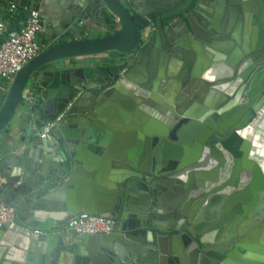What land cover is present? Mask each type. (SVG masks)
<instances>
[{
    "label": "water",
    "instance_id": "obj_1",
    "mask_svg": "<svg viewBox=\"0 0 264 264\" xmlns=\"http://www.w3.org/2000/svg\"><path fill=\"white\" fill-rule=\"evenodd\" d=\"M66 28L107 34L45 47L0 103V196L29 229L0 228V264H264V226L212 250L264 215V0H89ZM81 213L117 222L67 230Z\"/></svg>",
    "mask_w": 264,
    "mask_h": 264
},
{
    "label": "built area",
    "instance_id": "obj_2",
    "mask_svg": "<svg viewBox=\"0 0 264 264\" xmlns=\"http://www.w3.org/2000/svg\"><path fill=\"white\" fill-rule=\"evenodd\" d=\"M36 0H11L7 5L10 13L20 9L26 13L25 20L19 29H10L0 21V34L5 36L0 40V79L11 80L31 59L41 51L40 34L44 32L40 10L33 5ZM61 113L55 121L47 122L39 132L42 138L50 136L63 118ZM17 208L8 205L0 199V228L16 229ZM115 219L98 214L81 213L71 218L65 225L67 230L79 234L104 235L113 230ZM21 230H29L21 227ZM35 234L43 231L34 229Z\"/></svg>",
    "mask_w": 264,
    "mask_h": 264
},
{
    "label": "crops",
    "instance_id": "obj_3",
    "mask_svg": "<svg viewBox=\"0 0 264 264\" xmlns=\"http://www.w3.org/2000/svg\"><path fill=\"white\" fill-rule=\"evenodd\" d=\"M11 0H8L5 4H0V21L5 22L8 27L11 26L12 29H19L25 17H18L17 12L10 13L7 10V5ZM89 0H36L33 2V5L40 10L43 20L44 32L40 34L39 41L41 44V51L54 43L62 42L65 40H73V39H83V38H96L105 36L107 33L103 32L102 30L94 29L92 32L88 33V36L85 34V31H79V33H71L68 32L66 28V24L69 21L70 16L74 15L77 11V8L80 6L87 7ZM14 17V18H13ZM18 17V18H17ZM18 20V21H17ZM112 28H115L113 26ZM1 36V34H0ZM44 43V44H43ZM14 78V77H13ZM11 80H4L0 79V103L4 100L6 96L7 89L12 82ZM3 88V90L1 89ZM6 88V89H5ZM5 89V90H4ZM73 130V129H69ZM71 132V131H70ZM73 132V131H72ZM23 148L19 149L18 152H21ZM2 181V180H1ZM0 181V182H1ZM3 182V181H2ZM9 194L12 196L10 199V203H6L7 196ZM0 199L8 205H12L17 207L19 204L20 199L11 191L7 189L4 190ZM117 222V219H115ZM9 231H12L8 229ZM13 236L16 240L19 237H22L23 230L13 229ZM32 236L34 238L39 237L38 234H35L33 230H31Z\"/></svg>",
    "mask_w": 264,
    "mask_h": 264
},
{
    "label": "flooded vegetation",
    "instance_id": "obj_4",
    "mask_svg": "<svg viewBox=\"0 0 264 264\" xmlns=\"http://www.w3.org/2000/svg\"><path fill=\"white\" fill-rule=\"evenodd\" d=\"M239 1V0H238ZM260 5V3H258ZM228 25L224 26V32H222L223 38H226L229 40V34H228V26L230 25V31L231 34L233 32H238L243 38L248 34L250 37V43H251V37L254 35L256 29L254 28V22L253 19H251V15L245 16L241 14L240 17H238L235 12H231L229 14V18L226 19ZM230 21H232L230 23ZM257 44V43H256ZM264 44H262L261 47H263ZM257 47V45H256ZM235 49V47L233 48ZM256 59V56H248L247 58L243 57L240 59L239 63L244 64V62L248 61L252 63V60ZM258 59V57H257ZM236 182L233 184V188L235 191H238V188H244L240 186L242 180V176L240 175L237 179H234ZM243 214V212L236 215L233 219V221H230L226 227L223 228V231L221 232L220 238L215 241V244L212 247L213 251H223L225 254V251L228 249H233L237 243H240L243 241V238L247 236L251 231L258 230L259 237H261V229L264 226V215H258L257 217L253 219H248V217L245 215L243 217H240ZM264 214V213H263Z\"/></svg>",
    "mask_w": 264,
    "mask_h": 264
},
{
    "label": "trees",
    "instance_id": "obj_5",
    "mask_svg": "<svg viewBox=\"0 0 264 264\" xmlns=\"http://www.w3.org/2000/svg\"><path fill=\"white\" fill-rule=\"evenodd\" d=\"M16 15H17L19 18H20V17H26V13L23 11V9L18 10V12H17V14H15V16H16ZM18 17H17V18H18ZM13 18H14V17H13ZM17 21H18V20H17ZM9 28L12 29L11 26H9ZM4 39H5V36H4V35H1V36H0V40L3 41Z\"/></svg>",
    "mask_w": 264,
    "mask_h": 264
},
{
    "label": "rangeland",
    "instance_id": "obj_6",
    "mask_svg": "<svg viewBox=\"0 0 264 264\" xmlns=\"http://www.w3.org/2000/svg\"><path fill=\"white\" fill-rule=\"evenodd\" d=\"M8 0H0V4H5ZM44 44V43H43Z\"/></svg>",
    "mask_w": 264,
    "mask_h": 264
}]
</instances>
